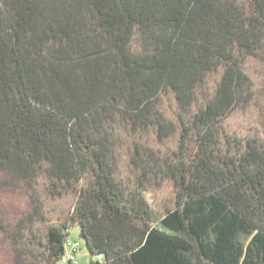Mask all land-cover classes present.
<instances>
[{
	"label": "trees",
	"instance_id": "16d2710c",
	"mask_svg": "<svg viewBox=\"0 0 264 264\" xmlns=\"http://www.w3.org/2000/svg\"><path fill=\"white\" fill-rule=\"evenodd\" d=\"M2 190L31 202L4 264H57L72 225L87 264H264V0H0Z\"/></svg>",
	"mask_w": 264,
	"mask_h": 264
},
{
	"label": "rangeland",
	"instance_id": "374dc122",
	"mask_svg": "<svg viewBox=\"0 0 264 264\" xmlns=\"http://www.w3.org/2000/svg\"><path fill=\"white\" fill-rule=\"evenodd\" d=\"M138 36H134L132 43L133 45L138 44ZM256 61L249 60L246 64V69L252 74L253 79L255 81L256 87L262 81V74L256 72ZM255 68V69H254ZM259 91V90H257ZM258 92L256 94L258 99H263V96ZM162 111L169 117H171V110L174 109L175 105L171 102V96L169 94H164L161 98ZM261 103H263L261 101ZM260 117L259 108H255L250 106L246 109L236 110L229 118L228 123L232 126H243L244 130L253 129L252 127L256 126V119ZM261 119V118H259ZM257 127H260L262 130V126L257 124ZM141 139L147 142H150L154 146L159 147L161 150L169 149L171 140H157L153 135V132L142 133ZM172 191L171 186L169 184H165L162 187H152L148 190V200L156 206L157 204L168 203L171 197ZM73 195H65L62 198L51 199L49 197H45L44 195V210H45V219L55 221L57 218L62 215L69 207V201L72 199ZM0 209L4 214L5 218L8 221L15 222L18 220L20 216L31 210V202L29 195L27 192H15L10 190H2L0 191ZM42 220L40 219V222ZM68 238L72 241H78L80 245V249L76 254L78 264H87V260H95L96 256L90 254L88 251L85 241L79 235V227L78 225H72L68 231ZM9 255L8 247H5L1 244L0 241V264H4V259ZM80 262V263H79Z\"/></svg>",
	"mask_w": 264,
	"mask_h": 264
},
{
	"label": "built area",
	"instance_id": "2783aa9c",
	"mask_svg": "<svg viewBox=\"0 0 264 264\" xmlns=\"http://www.w3.org/2000/svg\"><path fill=\"white\" fill-rule=\"evenodd\" d=\"M80 249L78 241H72L69 238L63 242V253L57 264H77L76 254ZM98 260H102V255H97Z\"/></svg>",
	"mask_w": 264,
	"mask_h": 264
},
{
	"label": "crops",
	"instance_id": "0c3cea01",
	"mask_svg": "<svg viewBox=\"0 0 264 264\" xmlns=\"http://www.w3.org/2000/svg\"><path fill=\"white\" fill-rule=\"evenodd\" d=\"M80 263V262H79ZM77 264H78V262H77Z\"/></svg>",
	"mask_w": 264,
	"mask_h": 264
}]
</instances>
